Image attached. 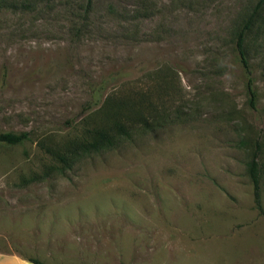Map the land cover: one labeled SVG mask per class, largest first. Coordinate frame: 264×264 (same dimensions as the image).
I'll list each match as a JSON object with an SVG mask.
<instances>
[{"label":"rangeland","instance_id":"374dc122","mask_svg":"<svg viewBox=\"0 0 264 264\" xmlns=\"http://www.w3.org/2000/svg\"><path fill=\"white\" fill-rule=\"evenodd\" d=\"M257 2L0 11V132L28 134L0 144V251L46 264H264L248 173L256 151L264 210V7L247 36L253 107L235 50ZM115 115L127 134L69 152Z\"/></svg>","mask_w":264,"mask_h":264},{"label":"trees","instance_id":"16d2710c","mask_svg":"<svg viewBox=\"0 0 264 264\" xmlns=\"http://www.w3.org/2000/svg\"><path fill=\"white\" fill-rule=\"evenodd\" d=\"M24 2L18 4L15 0H0V11H14V12H27L32 11L29 4ZM264 7V0H258L252 8L248 16L243 20L242 25L235 32V50L237 59L243 68L246 75V87L249 95V105L253 107L256 102V91L254 89V79L252 77V66L248 57L247 50V36L255 26L261 9ZM35 9V8H34ZM89 8L85 13H89ZM34 11V10H33ZM117 114V112H116ZM115 134H127L128 130L123 120L118 116H114L109 127H89L85 130V137L80 141H71L68 145V150L71 154L79 151L96 150L100 146L113 143ZM28 138L26 132L16 133L11 131L0 132V144H18ZM256 148H258L256 146ZM49 151L61 162H66L67 157L64 153H59L56 149ZM259 162L257 160V152L255 151L248 162V173L253 183L254 201L260 213L264 215V210L261 205V191L259 182ZM33 264H46L37 258H28Z\"/></svg>","mask_w":264,"mask_h":264},{"label":"crops","instance_id":"0c3cea01","mask_svg":"<svg viewBox=\"0 0 264 264\" xmlns=\"http://www.w3.org/2000/svg\"><path fill=\"white\" fill-rule=\"evenodd\" d=\"M0 264H33L28 260L14 252L0 251Z\"/></svg>","mask_w":264,"mask_h":264}]
</instances>
